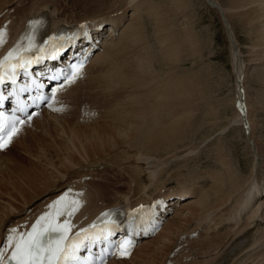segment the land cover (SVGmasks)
<instances>
[{"label": "bare ground", "instance_id": "bare-ground-1", "mask_svg": "<svg viewBox=\"0 0 264 264\" xmlns=\"http://www.w3.org/2000/svg\"><path fill=\"white\" fill-rule=\"evenodd\" d=\"M121 1L124 4L120 2L115 4V6L118 3L123 5L122 7L120 6V9L116 7L109 10L111 8L109 7L106 13L99 14L96 17L74 19L72 15H69V17L64 15L66 14L65 8L60 7L62 1L0 0V29L4 31L10 30L11 37H13L10 45L14 43L17 33L22 30L24 25L26 28L25 32L31 29L35 23L33 17L38 16H45L49 20L50 30H53L58 24L77 25L82 23L86 28L96 29L98 26L105 24V27L109 26L112 29L111 33L106 36L109 39L103 41L102 52L96 54L85 70V72L87 71V77L84 88L76 90L79 82L75 81L64 90V92L69 90L63 96L65 101L70 100L68 101L69 105L66 114L61 115L66 116L57 117L58 114L44 110L34 116L32 120L22 123L15 136L0 152V242L5 238L7 252L13 249L15 252H20L27 242V237L22 242L21 236L24 227L19 221H24L27 211L31 208L37 209L46 198L51 199L61 193H72L75 195L77 191H74V189L78 188V186H83L86 189V201L80 204L75 217L86 222L90 221L97 213L111 206L136 207L141 202L158 199L165 203L164 200L169 201L171 198L177 199L174 202L176 204L183 197L195 198L194 201L187 200L181 206L180 202V208L175 209L172 215L167 218L158 236L143 242L137 247L129 261H117L111 264H166V261L177 260L179 256H181V259L189 260L188 262H183L181 259L177 260L181 264H264V158H262L264 156V141L260 142V139L255 138L258 125L254 122L255 119H258L254 117H258L260 113L256 109L261 106L264 108V0H228L222 4L219 0H203L205 5L215 9L221 16L226 31L227 46L232 56V68L234 69L232 76L235 98L228 100V107L224 105V102L219 104L222 108H225L224 111H227L230 107L229 103H231L232 107L234 105L236 112L233 120L226 127L216 131L219 133L216 136H222L233 128V130H240V127L243 126V132L247 133L244 137V142L245 147L249 149L248 153L250 151L253 155H259L257 158L261 159L262 163L252 168L248 178L241 181V173L233 166V159L226 156L224 150L218 151V154L213 158L217 169L212 172H208V170L206 171L207 173L201 174L200 177L192 178L197 181L199 179L207 181V185L204 181L207 190L205 191L202 186L200 192L196 187L189 185L190 182L184 183V181H177L179 183L177 192L166 191L163 185L158 187L159 177L166 170L165 165L169 162L168 157L171 155L166 156L168 158L166 160H164L165 158L157 160L154 154L160 149L165 148V150H168L177 142L189 141V137L186 136L192 130H190V123L193 120L194 112L203 111L198 116V119L202 118L201 120H204L207 115L210 117L215 116L216 112L220 111L219 107L216 105V108H212L207 103L208 101H205V91L202 89L199 92L197 91V87L200 85L198 81L203 78L200 77V80L195 77L192 80L193 77L188 76L190 79H187V75H185L186 78L184 80L180 76L179 78L181 79L179 81H183L175 82L176 85H171L168 91H162V95H156L157 100L155 99L154 104H149L145 107L143 102L145 98L143 94L145 93L142 90L147 84L142 85V83L147 79L149 85L154 83L156 85V81L159 79L156 75L158 72L152 69L149 72L145 69L148 66L143 68V64L141 65L140 63L144 58H142L141 62L140 59L138 60L140 63L134 62L140 56L137 52V47L143 45L144 42L143 40L139 44V41L141 42L142 40L137 39V31L141 33L143 30V33H145V30L139 26V22L145 20L144 17L149 19L152 17L158 25H156L157 28L156 26L153 27L158 31L157 38L159 37L161 40H159V44L163 52L161 53L162 57L159 56L162 59L159 61L162 62H159V65L155 63L157 66L161 67L163 65L165 68L171 69L170 73L174 74L176 71L174 68H177L181 62L189 58L194 61V57L197 55L196 42L198 38L192 32L194 29L193 25L191 29L189 22H187V19H189L187 10L191 2L189 0H161L157 4L155 0ZM114 3L112 1L111 4ZM105 8L107 7L105 6L104 10H106ZM129 10L131 17L130 15L128 17L131 19L129 18V24L125 27L124 20L127 17L125 13ZM70 12H72L71 9ZM140 16H143L141 21H139L141 19ZM172 16L175 18V22L177 19H182L181 21L186 23L185 29H177V32L174 31L173 33V28L170 30L172 26L169 24L170 19L174 21ZM67 18L70 19V22L65 21ZM152 19L150 20L153 21ZM235 24L239 29L242 28L245 33V42H242L247 46L244 48L239 45L240 41L238 39L239 36L237 38ZM122 26L124 27L121 28ZM150 28L151 26H149ZM119 29L120 33L118 35ZM153 30L155 29H152V34ZM155 32L154 36H156ZM112 33L113 35H111ZM157 38L155 37L154 40ZM134 43L138 44V46ZM146 43L148 42L146 41ZM154 45L152 46L154 47ZM148 46L150 49L151 45ZM143 47L145 48L144 45ZM140 48L142 49V47ZM144 48L143 50L145 51L146 48ZM149 51L151 52V50ZM130 52L134 53H132L133 57L128 55L131 61L127 57L123 60L122 57L131 54ZM143 52L140 53L143 54ZM154 52L151 54L154 55ZM242 54H245L246 58ZM187 56L190 57L185 58ZM155 57L158 59L157 55ZM150 58L151 56H148L147 61H151ZM153 60L157 62L155 58ZM125 63L127 64L126 66L124 65ZM250 69L255 72L254 83L258 84V89L261 88L260 93L255 90L256 99L250 98V88L247 86V81H245L248 75L247 72ZM109 71H113L116 74L111 75L110 73V75H107ZM103 73L105 74L103 75ZM170 73H167L168 76L166 73L165 75L171 79ZM162 80L164 82L166 79ZM170 83L168 82L166 85H170ZM96 85H103V92L110 85L113 92L116 91L119 92L118 94H123V98H121L126 99L124 102L120 103L122 101L121 98L120 102L117 101L120 104L116 103L117 99L113 102L114 106L120 109L123 115V118L119 116L121 113L118 115L121 118L120 120L118 118L119 123L113 120L117 124L106 125L103 123L96 124L94 127L91 125L104 119L109 108L108 105L111 104H104L103 101L95 97V92L91 93V91L95 90L94 88H98ZM153 88L154 85L152 86ZM145 89L146 95H149L147 88ZM102 90L98 94H101ZM112 91L110 92L112 93ZM154 91L157 92L155 89ZM116 92L112 93V95ZM159 93L161 94V91ZM128 95L129 99H127ZM105 97L103 96V98ZM152 97L155 98L154 96ZM149 98L151 97L149 96ZM93 99L94 101H92ZM146 100L149 99L147 98ZM253 100L256 101V104H261V106H258V104V107H254L252 105L254 103ZM149 102L151 101L149 100ZM79 108H83L86 111V115L82 119L76 117V123L83 126L91 125V129L88 126L89 132L87 128L76 127V124L72 128L70 121L73 120L71 118L74 119L72 116H74L75 110ZM165 117L168 119L165 120ZM50 120L56 122L51 126L55 135L49 133L48 137L52 138L54 136V140L57 139L56 141H65L69 149L66 146H60L59 142L56 143L54 141V146L37 147V150L33 151L32 142L35 141V137L39 136L40 130H43V128L48 129ZM198 122L200 121L198 120ZM31 124L34 125L33 129L27 127ZM25 134H28L27 140ZM216 136L214 138H217ZM102 137L103 140L101 139ZM108 137L110 138L109 140L113 139L114 142H116L114 138H117L122 144L121 147L129 143L128 146L130 145L132 148L125 151L121 150L122 152L120 153L124 154L121 155L122 157L127 154L124 162L129 161L130 164L126 165V163V166L124 164L123 166H116L117 170L114 171V165L116 164H112V166L105 162L103 158L110 157L112 155L111 151L106 148L96 150L97 153L94 151L98 142L99 144H111ZM253 137L255 138L254 141H252ZM19 140H24L23 142H25L22 147L23 152L33 156L37 162L42 164L43 168L41 166L35 168L33 164L30 162L28 164L24 160L12 161L10 159V161L7 158L11 154L8 155L7 152H9L14 143L17 145ZM245 147H243L244 150L246 149ZM260 153L263 154L262 157H260ZM2 157L6 158L5 163L1 162ZM111 163H113V160ZM253 164L256 163L253 161ZM106 170H109L110 175L115 172L116 176L121 177V179L124 177L126 183L123 181L118 183V185H120L119 188H123L127 184V187L124 190H116L119 188L117 186L113 187V183L107 185V182L111 181ZM83 176L87 177L83 178ZM162 182H164L163 179ZM201 185L203 184L201 183ZM150 188L153 190V192L151 191L152 193L149 192ZM112 191L116 193H111ZM109 195H111L110 198ZM74 200L75 197H68L63 202L69 203ZM41 218V212L39 211L30 220H42ZM241 243L243 249L236 252V247ZM17 244L20 245L19 249H17Z\"/></svg>", "mask_w": 264, "mask_h": 264}, {"label": "rangeland", "instance_id": "rangeland-1", "mask_svg": "<svg viewBox=\"0 0 264 264\" xmlns=\"http://www.w3.org/2000/svg\"><path fill=\"white\" fill-rule=\"evenodd\" d=\"M61 1H62V3L60 5V7L61 8H65L64 11H65L66 14H64V15L66 17H69V15H72V18H74V19L82 18V17H90V16L91 17L92 16L93 17H96L99 14L106 13L107 12V9L109 7H111L109 10H111L113 8H116V7L118 9H120V6L121 7L123 6V5H120V3L121 4H124V3H122L121 0H106V1L105 0H93V1L92 0H58V2H61ZM82 1H83L84 4L82 3ZM112 1H113V3L114 2L115 3L114 4H111ZM160 1L161 0H155V2L157 4L160 3ZM189 1L191 3H190V6L188 8L189 11L187 10V14H189V16H188L189 19H187V22H189L188 24H190V27L193 25L192 27L194 28L193 29L194 31L192 30V32H193L194 36H197V38H198V40L196 42L197 43V46H196V48H197L196 54L197 55L194 57V61H193V59H190L189 58L188 60L181 62V64H179V66L177 68H174V70H176L174 72V74L173 73H170L171 72L170 71L171 69L165 68V66H163V65H161V67L160 66H157V65H159V62L160 63L162 62V61H159V60H162V59H160V57H162V54L161 53L163 51H162V49L160 47V44H159L161 40H160L159 37L157 38L158 31H157L156 28H157L158 25L156 24V22L154 21V19H152V17L150 19H152L153 21H151L148 17H146V18L144 17V19L146 20L145 21L142 18L143 16H140L141 19H139V21H141V20H143V21L139 22V26L142 29L145 30L144 31L145 33H143V30L142 29H141L142 32L140 31L141 33H138L139 31H137V34H138L137 39L142 40L141 42L139 41V44L142 43L143 40H144L143 45L145 46V48H146V50L148 52L146 50L145 51L143 50V48H144L143 45H140V47H142V49H141L140 47H137L138 44H135L134 43L135 45H137L136 47L139 49V50L137 49V52L140 54V56H139L140 58L138 57V59L134 60V62L135 61L139 62L138 61L139 59H140V62H141L142 61V58H144L143 61H142L143 63L142 62L141 63L139 62L141 65L143 64L142 67L144 68V67H147V66L148 67L151 66L152 68L151 67H149V68L147 67L145 69H147L149 72H151L152 70H157L156 72H158V73H156V75L159 78L156 81L157 87H156V85L154 83L153 84L154 85V88L152 89V86L153 85L152 84L149 85L147 83V82H149V81H147V79L145 80L144 83H142V85L143 84L144 85L147 84L146 87L145 86L144 87L147 88V91L150 93L149 95H146V91H145L146 89L143 87V90L142 91H143V93H145V94H143V97H145L143 99L144 100L143 102H144V106L145 107L148 106L149 104L150 105L151 104H154L155 101L157 100L156 95H158V96L159 95H162L163 92L169 90V88L171 87V85L173 86V84L176 85L175 82H181V81H183L186 78L185 75H187V77L188 76H190L191 78L193 77L192 80L195 77L196 78L198 77V79H200V80H201V78H203L201 81H198L200 83V85L198 84L199 86L197 87V91L199 92L200 89L204 90L205 91L204 92V95L206 94L204 96L205 97V101L207 100L208 102L207 101L206 102L209 103L212 108H216L215 106L217 105L219 107V110H220L219 112H216L217 114L215 116L210 117V116L207 115V116H205V118L203 117L204 120H201L202 118L198 119V116L200 115V113H203V111H201V112H198V111L194 112V117H192L193 120L190 123L191 124L190 130L191 129L192 130L189 131V133L186 136V137H189L188 138L189 141H185V142L184 141H181L182 144H181V142H179L180 144L177 142V144H175L173 147H170L168 149L169 151L168 150H165V148H164L162 150L160 149L159 150L160 152L158 151V152H156L154 154V157H156L157 160H159V159L162 160V158L163 159L165 158L164 160H166V159L169 158V162L167 163V165H165L166 169H169V170L166 172V174L163 175V178H166L167 176H169L171 174H172V177L175 178V179H172V177L170 176L169 179L163 180L164 182H162V179H160L161 175L163 174L162 173L160 175V177H159V182H158V185L159 186L158 187H160V186L163 185L164 188L168 184H170V180H174V184H177V185L179 184L177 181H179V182H183L184 181V183L185 182L186 183H189L192 180H190V178H188V176H190L191 178L194 179L196 176L197 177H200L201 174L205 173L208 170H209L208 172H210V171L212 172V171L216 170L217 167H215V162L213 161V158H214L215 155L218 154V151H221V150H224L225 153L223 151L222 152L224 154H226V156H229L230 158H232L233 161L235 162V163L233 162V166L236 167L235 169H238L239 172L241 173V179H242L241 181H244L245 178H248L249 174L251 173V169L252 168L256 167V165H261V163H262V160L259 159V158H257V156L259 157V155H253L252 152H250V151L248 153V150L249 149L245 147V142H244V137H245V135H247V133L245 134V132H243L244 131L243 130V126L240 127L241 128L240 130H233L234 129L233 128V129H230L228 132H225V134H223L222 136H218V137L216 136L217 134H219L216 131L218 129L220 130L221 128L226 127V125L230 121L233 120L234 115H235V112H236L234 105L232 107V104L231 103H229V106H230L229 109L231 108V110L228 109L227 111H224L225 108H222V106L219 104V103H223L224 102V105H226L228 107V100H230V98H231V100L233 98H235V93H234L235 90L233 89L234 88V84H233V76H232V72L234 70L232 68V56L230 55V51H229L228 46H227V42H226V31H225V28H224V25H223V22H222V19H221V16L219 15V13L215 9H213V8L211 9L207 5H205L203 0H189ZM219 1L222 4V3L227 2L228 0H219ZM97 2H99L100 4L102 2L101 6ZM117 2H120V3H118V5L115 6V4ZM113 5H114V7H113ZM103 6L104 7L105 6L107 7V8H105L106 10H104V7ZM87 8H89V9H87ZM70 9L72 10V12H70ZM129 13H130V10L127 13H125V14H127V17H125V22H124V26L125 27L127 26V24H129L128 22L131 19L130 18L131 17V15H130L131 13L130 14ZM129 15H130V17H128ZM172 19H174V21L171 20V19H170L171 21L169 20V22H170L169 24H171L172 27L171 26H169V27H171L170 30L173 28L172 29V32L173 33L177 29H185V24L186 23L183 22V21H181L182 19L180 20V19H177L176 18L177 19L176 22H175V18L173 16H172ZM65 21H69L70 22V19L67 18ZM182 23H183L184 27H183ZM124 26H122L121 28H123ZM149 26H151L150 29H149ZM153 26L154 27L156 26V28H154ZM235 26H236V24H235ZM146 27L148 28L147 30H146ZM192 27H191V29H192ZM152 29H155V30H153V34L151 33L152 32ZM138 30H139V28H138ZM154 31H156L155 32V35L156 36H154ZM146 33H148L147 36H146ZM236 33H237V38L239 36L238 39L240 41L239 42V45L241 46V48L242 47L244 48L245 46H247L245 43H243V42H245V40H244L245 39V33H244L243 29L242 28L239 29L236 26ZM139 35H140V37H139ZM141 35H142V37H141ZM152 37H153V39H152ZM155 37L157 39L154 40ZM145 38H147V39H145ZM123 41H125V40H123ZM146 41L148 43H146ZM149 43H151V44H149ZM147 44L148 45H151L150 49L148 48L149 46ZM152 45H154V47ZM140 49H141V51H140ZM198 49H199V51H198ZM149 50H151V52ZM152 51L153 52L155 51L154 52V55L151 54V53H153ZM140 52H143L144 55L142 53H140ZM156 52H159V53H156ZM130 53L132 54L133 52H130ZM131 54H127V56L124 55V54H122V55L125 56V57L123 56L122 59L124 60V58L126 59V57H127L128 60L131 61L129 59L128 55L133 57V54L134 53L132 55ZM156 55L158 56V59H157V57H155ZM242 55H243V57H245V54H242ZM144 56H146V57H144ZM148 56L149 57L151 56V58H153V59L155 58L157 60V62H155L151 58H150V60L151 61L153 60L152 61L153 63L151 61H147V57ZM188 57H190V56H187L185 58H188ZM148 60H149V58H148ZM139 63H138V65H140ZM145 63H147V64L149 63V65H147ZM155 63H157V65ZM124 65L126 66L127 64L125 63ZM150 69H152V70H150ZM167 70H169V71H167ZM110 73H111V75H114L115 72L113 73V71H109V73L107 75H110ZM154 73H155V71H154ZM165 73H166V75H167V73L168 74L170 73L171 74V79H170V77H167L168 75L166 76ZM104 74L105 73H103V75ZM163 74H164L165 77L163 76ZM247 74L249 76L247 75V79H245V81H247V86H249V88H250L249 89L250 98L252 97V99L253 98L256 99L255 98V95H254V94H256L255 90H257V92L260 93L261 92V90H260L261 88L258 89V87H257L258 84H255L254 83V79L253 78L255 76V72H252V69H250L249 72H247ZM160 75L163 76L164 78L161 77ZM180 76L183 79L181 81H179V79H181V78H179ZM190 77H188L187 79H190ZM162 79H166V80H164V82H163ZM168 82L169 83L171 82L170 85H166ZM89 84H90V82H89ZM194 85L196 87V83ZM245 85H246V82H245ZM96 86L98 88H94L95 90L91 91V93H94L95 92V97L97 99H100L106 105H108V103L109 104L111 103L110 104L111 106L108 105L109 108H108V111H107V114H106L107 117L105 116L104 119H102V120H100V121H98L96 123H92L91 125L94 127V126H96V124H103V123H105L106 125H110V124L112 125L115 122H118L119 123V120L121 119L119 116H122V118H123V115L121 113V110L120 109H117L114 106L113 102H115L116 99H117L116 100V103L117 104H120V103L124 102L126 99L125 100L122 99L123 98L122 97L123 94L122 93L118 94L119 92L114 91V92H116L118 94V96H117L116 93L112 95V93H114V92L111 90L112 88H110V85H108V87L106 88L107 90L105 92H103V90H102L103 85L102 86L101 85H96ZM148 86L153 90V92H152L151 89H150L151 91L149 90V87ZM154 89L157 90V92L154 91ZM96 90H98V91H96ZM101 90H102L103 93L101 92V94H98V93H100ZM108 90L112 91V93L110 91L108 92ZM232 90H233V92H232ZM159 91H161V94L159 93ZM154 92H156V93H154ZM151 93H154V94H151ZM233 93H234V96H233ZM103 94H105V95H103ZM102 95L104 97L105 96L106 97L103 98ZM119 95H120V97H119ZM149 96L152 99L149 98ZM152 96H154L155 98H153ZM111 97H113V98L111 99ZM120 98L122 99L121 102H120V100H121ZM147 98L151 102H149V100H146ZM113 99H114V101H113ZM127 99H129V95H128ZM107 100L108 101H111V102H108ZM117 101L120 102V103H118ZM146 101H148L147 104H145ZM253 102H252L253 103L252 105L254 107L255 106L256 107L261 106V104H259V103L256 104V101L255 100H253ZM258 102H259V100H258ZM113 108L114 109L116 108L115 111H114ZM220 108H222V109H220ZM119 110H120V112H119ZM256 110L258 112L260 111V113L258 114V117H256V116L254 117V118H258V119H255V121H254L255 124L258 125L257 128H256L257 130L255 132V138H258V139H260V142H263L264 141V128H263L264 127V111H263L264 108H262V106H261V107H258ZM261 112H263V113L261 114ZM76 114H78V110H75L74 116H72V117H74L75 120L71 118V120H73L75 122L68 120V121H70V123L72 125V128H73V126L75 127L74 124H76V127H84V128H87V129H88V126H89V128L92 127L91 125H85V126H83L81 124L77 125L78 123H76V121H77L76 120ZM65 116L66 115H64V116L58 115L57 117H65ZM110 118H112V119H110ZM118 118H119V120H118ZM62 119H64V118H62ZM167 119L168 118L165 117V120H167ZM64 120H67V119H64ZM198 120L200 122H198ZM49 122L50 123H49L48 129L47 128H45V129L43 128V130H40V133L38 134L39 136L35 137L36 138L35 141L32 142L33 151L34 150H37V147H42V146L48 147L50 145L52 146L53 144L55 145V142L56 143L59 142L60 146H62V147H64V146L67 145V143L65 141H63L64 142L63 143L62 141H59V140L56 141L57 139L54 140V136L52 137L53 139L50 138V137H48L49 136V133L51 135H55V132L52 130L53 128L51 126H53L56 123L53 120H50ZM107 123H109V124H107ZM120 123H122V122H120ZM115 124H117V123H115ZM27 127L33 129L34 128V125L31 124V125H29ZM87 131L89 132L90 130L88 129ZM190 133H191V135L189 136ZM214 136H216L217 138H214ZM25 138L27 140L28 134H25ZM42 138H44V139H42ZM255 138L253 137V140L252 141H254ZM101 139L103 140V137ZM109 139L110 138L108 137V140ZM206 139H208V140H206ZM114 140L116 142H114L113 139L109 140L111 142V144H109V145H107V143L106 144H104V143L99 144V142H98L97 143V146L94 148V151H96L98 149L99 150H102L103 148H106L109 151H111L112 155H110V157L107 156V157H103V158L105 159V162H107V163H109L111 165L112 164L113 165L116 164V165H114L115 167L113 169L115 171V170H117L116 166H121V165L123 166V164L125 165L126 163H127L126 165L130 164L129 161L128 162L127 161L124 162L125 161L124 158L127 157V154H126V156H123L122 157L121 155H124V154H121L120 152L125 151V150H128L129 148H132V147L130 145H129L130 147L128 146V144H129L128 142H127L128 143L127 145H123L121 147L122 144H120V141L117 138H114ZM23 141L24 140H19L18 141L19 143L17 142L18 143L17 145H16V143H14V145L11 147V149L9 150V152H7L8 155L11 153L10 156H7V158L9 160L11 159L12 161L13 160H16V161H18V160L19 161H23L24 160L28 164L30 162L31 164H33V166L35 168H38L40 166L42 167V164L40 162H37V160L33 156H30V154H27L26 152H23L22 147H23V144L25 143ZM209 141H211V142H209ZM245 141L247 143V139ZM103 142H105V141H103ZM119 146H120V148H119ZM126 146H127V148H126ZM263 146H264V142H263ZM243 147H245L246 149L244 150ZM66 148L69 149V146H66ZM114 148H115V150H114ZM191 151H193L194 153L191 152ZM96 153H97V151H96ZM148 154H150V153H148ZM168 155H171V156L168 157ZM260 155H261L260 157L263 156V154H261V153H260ZM103 156H105V155H103ZM189 157H191V158H189ZM121 158L123 159V161H122ZM262 158H264V156ZM1 159H2L1 160L2 163H5L6 162V158L2 157ZM112 160H113V163H111ZM253 161L256 164H253ZM122 162H124V163H122ZM22 164H25V163H22ZM95 165H98V164H95ZM26 168L28 169V167H26ZM106 171H108V173H109V170H106ZM118 177L119 176H116V173L115 172H113L112 175H110V173H109V176H108V178H109V180L111 182L114 181L113 183H122L124 181V177H122V179H121V177H119V178ZM204 181L206 182L205 184L207 185V181L205 179H199V183H202L203 184L202 186H203L204 190L206 191L207 190V188H206L207 186L204 185ZM160 182H161V184H160ZM189 185L193 186L190 183H189ZM126 187H127V184L123 188H119V189H116V190H124ZM159 190H161V189H159ZM204 190H203V192H204ZM151 191L153 192V190L150 188L149 189V192L152 193ZM157 191H154V192H157ZM113 192H115V191H112L111 193H113ZM110 197H111V195H109V198ZM178 208H180V207H178Z\"/></svg>", "mask_w": 264, "mask_h": 264}, {"label": "snow or ice", "instance_id": "snow-or-ice-1", "mask_svg": "<svg viewBox=\"0 0 264 264\" xmlns=\"http://www.w3.org/2000/svg\"><path fill=\"white\" fill-rule=\"evenodd\" d=\"M12 53H9V56H11ZM7 59V58H6ZM43 219V217L41 218ZM36 229H35V226L33 227V232H35ZM31 236V234H29ZM50 243V237L49 238H37L35 241H29L27 243V251L29 253H32V252H39L40 249L43 247V245L45 243ZM20 248V245L17 244V249ZM14 256H15V253H14ZM20 264H35V261H32V260H22L20 262Z\"/></svg>", "mask_w": 264, "mask_h": 264}]
</instances>
